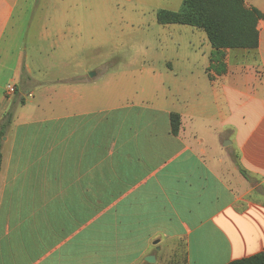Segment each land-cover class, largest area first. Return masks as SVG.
<instances>
[{"label":"crops","instance_id":"0c3cea01","mask_svg":"<svg viewBox=\"0 0 264 264\" xmlns=\"http://www.w3.org/2000/svg\"><path fill=\"white\" fill-rule=\"evenodd\" d=\"M38 1L0 0V122L14 96L23 101L2 145L0 264H228L263 251L264 18L256 48L222 49L218 60L188 26L208 66L168 63V95L148 84L136 103L96 109L99 71L68 60L88 49L78 43L151 36L156 51L182 53L187 25L156 14L183 0H43L34 18ZM242 3L264 17V0ZM27 34L54 52L63 44L70 76L58 90L30 76Z\"/></svg>","mask_w":264,"mask_h":264},{"label":"rangeland","instance_id":"374dc122","mask_svg":"<svg viewBox=\"0 0 264 264\" xmlns=\"http://www.w3.org/2000/svg\"><path fill=\"white\" fill-rule=\"evenodd\" d=\"M204 9V14L215 18L223 26L224 33H231L234 21L238 15L235 10L227 3L220 0H198ZM44 10L43 0H39L33 10V17H39ZM158 26H153L157 29ZM184 35H182L180 45L182 53L173 54L167 52L156 51L152 43L153 39L147 41L151 36L146 38L145 43L139 40H129L121 42L108 41L105 47L97 50L95 42L83 41L78 43L85 45L89 51L76 50L68 59L71 68L82 64L85 67L97 69L99 71L98 81L99 90H92V100H96V107L106 108L116 107L136 103L138 95L147 92L148 84L154 86L156 97L163 94L168 95V87L171 86L169 76L173 78L167 70V64L171 63L176 69L191 68L201 69L209 65V51L206 45L198 44L199 40L192 35L191 29L184 26ZM200 35V34H199ZM62 45L54 52L49 49V44L45 42L34 41L29 34L26 35L23 43V61L31 67L30 76L37 81H43L48 87L58 90L62 81L70 75L66 71H62L65 57L63 56ZM117 45L116 49L114 46ZM147 45L148 49L143 50V46ZM194 45V47H193ZM143 50V51H142ZM94 68V69H93ZM155 72V74H152ZM94 72L89 74L93 76ZM25 68H22L21 83L25 85L28 79ZM179 78V75H178ZM52 82V83H48ZM150 89V88H149ZM138 91V95L136 92ZM12 100L16 101L13 109V116L20 108L21 102L17 96ZM18 104V105H17ZM18 106V108H17ZM17 108V110H16ZM65 107L62 108V111ZM253 184L256 183L253 179ZM260 191H262L260 189Z\"/></svg>","mask_w":264,"mask_h":264},{"label":"trees","instance_id":"16d2710c","mask_svg":"<svg viewBox=\"0 0 264 264\" xmlns=\"http://www.w3.org/2000/svg\"><path fill=\"white\" fill-rule=\"evenodd\" d=\"M230 5L238 13L231 33H224L223 26L215 18L205 15L204 9L198 0H183L177 12L159 10L156 14L157 23L160 25L180 24L198 28L206 33L208 41L216 51L213 59L222 49H254L257 46L256 23L264 18L256 10H246L242 0H220ZM222 65V64H221ZM21 104L23 101H20ZM14 104L4 113L0 122V169L2 165L3 139L11 127L13 120ZM170 128L173 135H177L180 128V118L176 113L170 114ZM240 174L249 179V175L239 168ZM228 264H264V250L252 256L229 262Z\"/></svg>","mask_w":264,"mask_h":264},{"label":"built area","instance_id":"2783aa9c","mask_svg":"<svg viewBox=\"0 0 264 264\" xmlns=\"http://www.w3.org/2000/svg\"><path fill=\"white\" fill-rule=\"evenodd\" d=\"M6 92H7L8 94H13V93H14V87L8 85V86L6 87Z\"/></svg>","mask_w":264,"mask_h":264},{"label":"water","instance_id":"95a60500","mask_svg":"<svg viewBox=\"0 0 264 264\" xmlns=\"http://www.w3.org/2000/svg\"><path fill=\"white\" fill-rule=\"evenodd\" d=\"M145 261L148 262V263H152L155 261L154 257L153 256H148L145 258Z\"/></svg>","mask_w":264,"mask_h":264}]
</instances>
